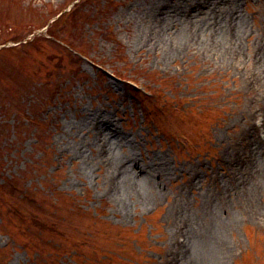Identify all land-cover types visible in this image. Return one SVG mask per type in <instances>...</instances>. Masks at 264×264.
Returning a JSON list of instances; mask_svg holds the SVG:
<instances>
[{
    "label": "rangeland",
    "instance_id": "374dc122",
    "mask_svg": "<svg viewBox=\"0 0 264 264\" xmlns=\"http://www.w3.org/2000/svg\"><path fill=\"white\" fill-rule=\"evenodd\" d=\"M149 1L0 0V264H174L186 213L217 205L223 264H264V154L248 159L254 138L264 152V0H241L228 58L156 47ZM102 116L116 157L155 171L128 194L96 146Z\"/></svg>",
    "mask_w": 264,
    "mask_h": 264
},
{
    "label": "bare ground",
    "instance_id": "6f19581e",
    "mask_svg": "<svg viewBox=\"0 0 264 264\" xmlns=\"http://www.w3.org/2000/svg\"><path fill=\"white\" fill-rule=\"evenodd\" d=\"M241 0H151L146 4L145 17L150 22L153 35L147 39L158 48L166 46L167 39L173 46L172 51L181 54L187 49L203 48L211 52L223 54L225 58L237 53L240 55V46L246 30L243 29L244 16L240 11ZM217 9L220 13L216 14ZM229 14V20L233 25H224L225 15ZM187 16V17H186ZM166 36L168 38H166ZM259 65L258 82L264 90V44H259ZM78 127H81L80 125ZM92 127L97 131L96 146L99 144L101 151L106 152L103 160H113L111 181L116 189H122L129 193L128 180L150 178L155 172L151 167L140 165L134 158H117L113 147L115 139L118 141L119 130L116 123L110 117H100L92 121ZM264 129V123H263ZM88 124H87V127ZM85 128V129H86ZM251 134H256L258 128L251 126ZM90 133V132H89ZM255 136V135H254ZM253 136V138H254ZM95 142L86 144L94 146ZM122 143V142H120ZM106 145V146H105ZM262 141L254 138L253 147L250 150L249 163L255 167L258 159L264 152H261ZM85 145L78 147V152L83 160H86ZM123 148V144H122ZM264 149V147H263ZM107 158V159H106ZM108 163V161H107ZM258 168V166L256 167ZM262 175V168L257 171ZM261 177V176H260ZM255 195L264 194L263 183H253ZM224 207L219 205L211 211L206 212L204 223L196 222L191 216L185 215V225L181 226V237L186 238L182 243L176 242L174 250V264H223L227 248L226 227L229 218H224ZM227 213V212H226ZM228 222H226V221Z\"/></svg>",
    "mask_w": 264,
    "mask_h": 264
}]
</instances>
